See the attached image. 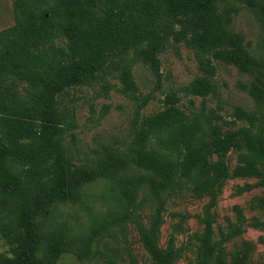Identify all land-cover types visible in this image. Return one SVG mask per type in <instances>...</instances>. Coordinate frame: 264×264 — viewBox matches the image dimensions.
<instances>
[{"label": "trees", "instance_id": "obj_1", "mask_svg": "<svg viewBox=\"0 0 264 264\" xmlns=\"http://www.w3.org/2000/svg\"><path fill=\"white\" fill-rule=\"evenodd\" d=\"M245 2L264 28V0ZM13 5L14 24L0 31V194L21 203L17 226L22 225L23 243L13 249L17 256L4 257L0 264H58L72 248L73 240L65 233L39 231L36 216L41 207L30 206L24 195L35 185L46 190L45 206L80 199L73 165L62 147L63 134L73 127L72 110L62 104V95L73 87L96 84L105 75L116 76L121 91L140 110L155 97L140 91L132 67L147 66L159 87V55L180 44L193 51L200 73L188 84L165 91L160 110L137 116L134 138L126 149H112L99 157V174L114 180L107 194L110 204L92 221L76 258L97 256L103 258L100 264H116L117 249L107 246L106 238L116 237L131 221L151 264H176L193 242L195 258L190 264H264L250 261L254 243L248 240L226 256L225 243L243 233L242 209H236V220L228 221L218 238L210 210L228 178H258L255 184L239 187L240 192L264 187V117L237 106L232 119L226 120L186 111L180 104L183 95L205 98L216 93V62L252 72L248 43L231 25L242 5L230 0H13ZM60 35L66 37L64 47L45 49ZM17 81L26 82L24 97L18 93ZM263 90L252 83L256 104ZM231 151L238 152L232 169L227 160ZM128 166L142 172L118 178ZM84 180L83 175L78 178ZM145 185L150 192L142 197L139 191ZM183 189L209 199L202 232L194 234L193 242L180 245L170 234L161 247L166 204ZM150 199L155 207L146 226L138 211ZM250 206L264 210V196L254 197ZM252 225L264 227V220L255 218ZM173 228L181 232V221ZM100 242L104 249L98 247ZM128 256V264H138L132 253Z\"/></svg>", "mask_w": 264, "mask_h": 264}, {"label": "rangeland", "instance_id": "obj_2", "mask_svg": "<svg viewBox=\"0 0 264 264\" xmlns=\"http://www.w3.org/2000/svg\"><path fill=\"white\" fill-rule=\"evenodd\" d=\"M242 5L240 12L234 16L231 23L235 32L244 36L250 51L249 64L252 72H246L235 64L215 63L216 73L213 80L217 90L205 98L199 95H183L180 101L186 111L203 112L209 115H219L231 120L232 113L237 106L256 110L264 117V94L256 104L251 94L252 83H258L264 89V28L256 19L254 12L248 8L246 0H230ZM15 21L13 0H0V31L10 28ZM65 36H57L45 45V49L64 47ZM161 61V80L156 87L152 71L142 63L132 67L135 83L143 94L152 93L151 99L144 108L138 110L135 101L121 91V84L116 76L105 75L104 79L92 85L73 87L61 97L62 104L69 106L73 114V127L62 136V147L66 158L73 165V178L80 191L79 200L45 206L46 190L33 185L24 194L28 204L41 207L36 216L39 231L42 234L53 232L65 233L73 240L70 252L63 254L58 264H100L102 257L80 261L76 254L87 240L91 224L94 219L103 215L110 204L107 194L111 178L100 175L101 161L107 151L120 148L126 149L132 141L135 119L139 115L151 114L161 109L160 98L165 91L188 84L200 73L197 60L191 49L183 44L165 49L159 55ZM18 82V93L25 96L26 82ZM101 84L107 88H103ZM264 91V90H263ZM220 123V121H215ZM228 125H224L225 129ZM238 152L231 151L227 160L232 169L237 162ZM78 167V168H76ZM142 170L135 166H128L120 172L118 178H126ZM85 176L84 181L78 178ZM256 177L228 178L211 207L214 217V234L218 238L219 230L224 229L228 221L236 220V209L241 208L246 222L243 233L225 243L227 258L235 247L243 240L254 243L250 261L264 263V227L252 225L255 218L264 220V210L252 209L251 200L256 196H264V187L253 186L252 189L240 192L239 187L244 184H255ZM149 185L143 186L139 195H149ZM209 202L207 196H194L189 190L183 189L175 193L166 204V212L161 226L159 244L165 247L170 234H174L175 242L180 245L189 239L194 241V234L203 229L202 217ZM155 207L151 199L138 211L139 218L144 225H148L151 213ZM21 203H14L7 195L0 194V263L4 257L17 256L14 248L20 249L23 243L22 225L17 226L21 218ZM174 213H178L174 216ZM181 221V232L174 230L175 223ZM18 228V229H17ZM107 246L117 249L116 264H128V253H132L138 264H151V259L140 241L138 231L133 222L125 224L122 231H117L116 237L106 238ZM104 249L103 242L98 244ZM196 245H189L177 260L176 264H190L195 258ZM37 249L36 256H41Z\"/></svg>", "mask_w": 264, "mask_h": 264}]
</instances>
